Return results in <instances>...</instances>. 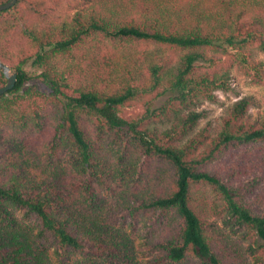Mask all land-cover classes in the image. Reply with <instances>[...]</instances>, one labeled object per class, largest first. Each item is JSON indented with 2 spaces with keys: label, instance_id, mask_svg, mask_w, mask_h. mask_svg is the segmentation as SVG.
Wrapping results in <instances>:
<instances>
[{
  "label": "trees",
  "instance_id": "1",
  "mask_svg": "<svg viewBox=\"0 0 264 264\" xmlns=\"http://www.w3.org/2000/svg\"><path fill=\"white\" fill-rule=\"evenodd\" d=\"M67 1L0 10L17 72L0 95V264H52L49 249L55 264H264V110L245 94L195 130L234 70L264 86V0H86L60 18Z\"/></svg>",
  "mask_w": 264,
  "mask_h": 264
},
{
  "label": "rangeland",
  "instance_id": "2",
  "mask_svg": "<svg viewBox=\"0 0 264 264\" xmlns=\"http://www.w3.org/2000/svg\"><path fill=\"white\" fill-rule=\"evenodd\" d=\"M86 6V0H69L67 1V3L65 5L62 6V8L60 9V11L58 12V16L61 17H70L72 15H74V13L80 9H82L83 7ZM257 57L258 58H264V53L258 52L257 53ZM25 68L27 70H29L30 72H37L38 70H36V68L32 67L30 65V63H27ZM232 87L233 90L229 91V92H222V91H218L217 95H218V99L219 102L217 103H212L210 101H203L198 107V110H204L205 114L202 118L199 119L197 126L195 128L198 129L199 127H201L202 125H204L205 123H210L211 128H212V132H215V130L218 129L219 126V121H220V116L225 112V109L227 108V106H229L235 99L245 95V94H252L257 102V106L251 107L250 108V112L254 115L257 111H262L264 110V86L263 85H258V84H253L249 81V79L246 78V76L239 74L236 70L233 71V80H232ZM40 90H45L46 92L49 91V89L44 86V85H39ZM164 100V97L159 98V99H155L154 101H152V106H158L162 101ZM141 102H133L131 106L125 108V111L127 113H134L138 110L141 109ZM237 150H241V148H238ZM235 152V151H233ZM224 155H222L221 157H219L212 165L217 166V167H221V165H225L227 164V161L225 160ZM263 175V172L261 171H255V173H249L246 175H242V177L240 176V178L236 179L235 181H233V185H238L239 181H248L251 180L253 178L257 179L260 176ZM260 181V180H259ZM262 187H264V180H261ZM259 186L258 188H255L254 192L250 195V197H255V195L259 192L260 190ZM240 192V191H239ZM258 195V194H257ZM213 196L212 192H208V198L211 199ZM264 198V197H263ZM261 206L264 205V199H259L257 201ZM16 218L21 219L22 221H24V223H27L26 220L28 219H24V217L22 216V212H16ZM210 219L214 220L216 222V224L223 229L225 232L229 233L231 236L230 238L233 241H239L240 245L245 249V247H247L248 245H257L261 242L260 239H258L256 236L255 237V242H251L250 238H251V233L249 230L247 231L246 228L242 227L239 228V225L234 224L233 225V230L229 227V225H225V223L219 218V216L217 217L214 213H210ZM4 224L6 223L5 221H2ZM130 234V238H135L133 240V244L136 248V252H135V259L137 260H141L143 258V254L140 252L141 251V239L139 236L137 235H133L131 233ZM141 234V233H139ZM254 235V234H253ZM46 255L49 257L50 261L52 262V264H55V257L52 254V249H49L46 252ZM79 260L83 263V257H80ZM195 261V260H193ZM121 264V263H118ZM193 264H196L195 262H193ZM245 264H259L256 260L255 255H251L249 253H245Z\"/></svg>",
  "mask_w": 264,
  "mask_h": 264
},
{
  "label": "water",
  "instance_id": "3",
  "mask_svg": "<svg viewBox=\"0 0 264 264\" xmlns=\"http://www.w3.org/2000/svg\"><path fill=\"white\" fill-rule=\"evenodd\" d=\"M15 2L16 0H7L4 3H1L0 10H4L13 6ZM0 71L3 73L6 79L5 84L2 87H0V95H1L7 93L9 90H11L14 87L17 80V72L15 68L11 67L2 60H0Z\"/></svg>",
  "mask_w": 264,
  "mask_h": 264
}]
</instances>
